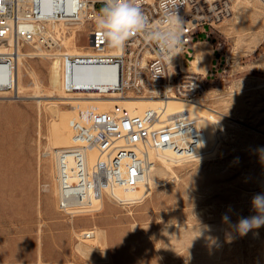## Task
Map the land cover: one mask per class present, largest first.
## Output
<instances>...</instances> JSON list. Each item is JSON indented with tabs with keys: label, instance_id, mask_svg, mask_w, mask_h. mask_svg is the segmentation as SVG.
Wrapping results in <instances>:
<instances>
[{
	"label": "rangeland",
	"instance_id": "1",
	"mask_svg": "<svg viewBox=\"0 0 264 264\" xmlns=\"http://www.w3.org/2000/svg\"><path fill=\"white\" fill-rule=\"evenodd\" d=\"M199 6L205 16L182 68L195 52L203 55L196 68L202 74H192L202 88L193 97L219 112L225 131L216 126L206 153L169 163L161 174L151 152L157 167L148 194L123 204L105 197L97 210L73 218L57 206L51 149L57 112L48 101L63 109L61 96L84 94L63 91L58 53H89L88 28L76 30L75 46L65 45L67 35L54 52L21 46L39 53L23 58L39 78V96H32L21 64L20 98L0 94V264H264V226L241 237L222 222L226 213L232 224L256 215L252 197L264 193V0H199ZM88 229L96 240L80 238Z\"/></svg>",
	"mask_w": 264,
	"mask_h": 264
},
{
	"label": "built area",
	"instance_id": "2",
	"mask_svg": "<svg viewBox=\"0 0 264 264\" xmlns=\"http://www.w3.org/2000/svg\"><path fill=\"white\" fill-rule=\"evenodd\" d=\"M99 3L103 0H0V45L7 48L0 52V91L14 93L18 45L40 43L48 48L54 45L56 23H81L88 28L87 42L93 52L62 54L61 82L66 93L131 89L141 94L157 90L160 96L173 94L182 98H193L199 93L201 80L184 72L179 63L195 41L197 20L203 18H194L196 14L203 15L197 11L199 0H177L185 39L182 51L171 61L161 57L158 45L143 32L131 36L123 50L111 48L96 27ZM140 3L149 18V27L159 25L164 15L161 0ZM219 10L222 13L224 8ZM143 59L146 61L141 66ZM156 116L153 108L138 114L127 109V117L111 119L108 108H89L79 118L70 120L72 144L58 156L57 206L63 215L73 218L95 211L105 197L123 204L116 195L118 189L133 190L140 185L150 188L153 161L148 150L170 148L184 155L205 143L204 131L196 118L176 115L169 121L155 123ZM88 150L96 153L93 161H89ZM92 237V230L81 233V238Z\"/></svg>",
	"mask_w": 264,
	"mask_h": 264
},
{
	"label": "bare ground",
	"instance_id": "3",
	"mask_svg": "<svg viewBox=\"0 0 264 264\" xmlns=\"http://www.w3.org/2000/svg\"><path fill=\"white\" fill-rule=\"evenodd\" d=\"M147 1L152 2V0H147ZM221 7L222 6L219 5L218 7H215L214 9L211 8L212 9L211 11H213V13H214L215 9L221 8ZM204 16H205V14H203V15H197L196 14V15H194V18H200V17H204ZM84 25L85 24L78 23V24H69V25L64 26V23L63 24L56 23L53 26V31L55 33V36L53 38L54 45H51L47 49V46H45V45L43 46L40 43H35V44L29 43V44H34L33 46L38 48V49H40V47H43L46 51L54 52V50H56L57 47L61 46L62 38H64L65 36L68 35L67 36L68 39H65V41H63V42H65L66 43L65 45H67V46L68 45L69 46L70 45L75 46L76 45L75 39H76V33H77L76 30H80L82 28V26H84ZM73 29H75V30H73ZM23 45H18L16 47V50H17L16 51V53H17V55H16V66H15L16 67V71H15L16 82H15L14 93H12L9 90L0 91V94H2L4 97L20 98V96L18 94L19 93L18 89L21 87L19 71H18L19 64H21L25 68V71L28 73V77H30V80L33 84V87L35 88V91L32 94V96H39V93H37V91H38L37 87L40 84L39 78L36 75L35 70L33 68L27 69L26 66L24 65V62H23L24 56L32 55V54H39V53H35L33 51L32 52L31 51L24 52L20 49L21 46H23ZM191 46H196V43H193ZM86 47L89 49V53L85 52L84 50L83 51L82 50L77 51V53H68L66 51L59 52L58 55H59V63H60L61 69H62V66H61L62 54H64V53H68V54H90L93 52L90 44L87 43ZM197 48H199V47H197ZM5 49H7V48L4 45H0V52H4ZM184 59H185V56H183L182 58L179 59V63H180L181 68H182V63H183ZM202 60H203V55L199 52H195L190 59V64L183 67L182 70L186 73H193V74L199 73V74H201L202 72H197L196 68H200ZM145 61H146L145 59H143L141 61V66L145 64ZM56 81H57V78H55L53 80L54 83H56ZM59 81H60L61 86H62L61 80H59ZM106 93L110 94V95H104ZM116 94L119 97H116ZM61 97L63 98L62 101L67 104V106L63 109H60V105H58V102L48 101V99H46L48 102H50V104L51 103L54 104L53 109L57 112V117H56L55 121L52 122V125H51L52 126L51 127V134H52V139H53V144H54L51 149L53 152L52 153L54 156L53 160L55 162L54 164L56 167V170H55L56 171V177H55L56 178V183H55L56 193L58 191V179H57L58 178V156L64 147H68L72 144V129L70 126V120L72 118H79L81 116V114H85V109L95 108L96 110L101 111V110H105L108 108V115L111 119H122L123 117H127V109L129 110V112H131L133 114H138V113L143 112L144 108L145 109L153 108L157 111V116L154 118L155 123H161V122L169 121L170 119L174 118L176 115H188V116H192V117L196 118L198 125L204 131L205 143L199 144L198 146L196 145L192 152L185 153L184 155L178 154V151L171 150L170 148H162L161 150H158V151L148 150L149 159H151V156H150L151 152H154L155 157H157L159 163L162 166V167L156 166L157 168L153 167L154 161L151 159L153 161V163L150 165L151 168L149 171L150 183H151L150 172H151L152 168H156L157 173L161 174V172L163 171L162 168L168 167L169 163H174V162L176 163L181 158H188V157L196 156V155H199L202 153H206L207 148L205 149V147L207 146V144L208 145L210 144L209 147L211 148L217 140L216 139L217 133H216L215 127L216 126L218 127V125H219L221 132L225 131L222 121L216 117L217 113L219 114V112L218 111L216 112L215 110L204 106V104L197 97L182 98V97L174 96L173 94H168L167 96H160L158 94L157 90H151V91H149V93H148V91H145L144 93L136 94V95L129 93L127 90H124V91H116V90L112 91L111 90V91H103V92L95 91V92L84 93L83 95L61 96ZM205 112H207V113H205ZM228 118H231V117H228ZM69 141H70V143L68 145L62 146L60 148L59 145H63L65 143H68ZM86 154L89 157V161H93L96 157V153L93 150H88ZM156 169H153V170L155 171ZM165 173H166V171H165ZM153 174H154V172H153ZM148 192H149L148 187H145L144 185H140L138 188H135L133 190L118 189V190H116V195L120 199L123 200V203H126V202H132L136 198H139L145 194H148ZM88 230H92V229H88ZM88 230L81 231L79 234L80 238H81V233L82 232L84 233L85 231H88ZM92 232H93V238H95V240H96L97 232L95 230H92ZM93 238H89V239H93ZM81 239L82 240H88V239H84V238H81ZM92 242H94V241H92ZM77 246L79 247V244ZM81 249H82V247H81ZM90 249H88V250H90ZM97 249L100 250L98 247H97ZM4 264H8V263H4Z\"/></svg>",
	"mask_w": 264,
	"mask_h": 264
},
{
	"label": "clouds",
	"instance_id": "4",
	"mask_svg": "<svg viewBox=\"0 0 264 264\" xmlns=\"http://www.w3.org/2000/svg\"><path fill=\"white\" fill-rule=\"evenodd\" d=\"M103 3L104 6L95 17V23L111 48L123 50L131 36L143 32L158 45L162 58L171 61L182 51L185 39L184 22L178 14L180 4L177 0H161L164 15L160 24L155 27H149L150 21L142 10L140 0H103ZM251 204L256 215L240 217L235 224L231 223L227 213L222 216V222L228 224L241 237L264 226V193L255 194Z\"/></svg>",
	"mask_w": 264,
	"mask_h": 264
}]
</instances>
